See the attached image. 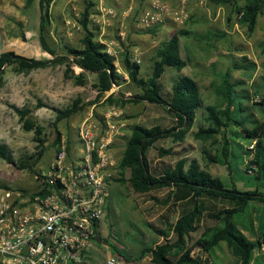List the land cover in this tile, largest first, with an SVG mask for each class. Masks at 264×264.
I'll return each mask as SVG.
<instances>
[{
  "label": "rangeland",
  "instance_id": "1",
  "mask_svg": "<svg viewBox=\"0 0 264 264\" xmlns=\"http://www.w3.org/2000/svg\"><path fill=\"white\" fill-rule=\"evenodd\" d=\"M128 1L142 8L150 0ZM39 2L40 0H0V54L15 52L27 58H52L43 50L40 43ZM237 4L243 5L244 2L238 0ZM194 7L196 9H191L192 15L184 26L169 24L167 31L159 27L155 34L134 28L135 21L128 20L126 40L118 47V59L114 62L121 82L119 86L114 85L112 91L104 97H99V92L94 87L97 82L96 75L84 73L86 84L79 85L75 79L66 77V65L37 70L29 74H20L11 67L7 68L0 79V145L7 146L14 163L0 159V194L5 188L29 190L33 188V173L23 168L22 165L35 155L40 145L36 141L35 132L25 129L26 119L22 120L17 110H29L31 112L29 118L32 122L45 129L48 140L45 146L53 144L58 132L61 133V138L73 140L78 127L84 120L92 119L104 125L106 116L110 115L111 122L115 125L114 133L118 136L116 142L118 161L122 157L126 139L130 136L133 126H161L166 129L176 126L164 108L141 101L138 103L123 102L125 98H135L139 94L138 90L132 86L129 74L125 71L124 61L130 52L134 62H136L135 58L141 59L140 63L136 62L141 66V75L143 77L150 75L152 58L156 49L160 43L170 39L180 30L191 32L190 35L181 37L182 56L188 64H191V68L188 67L183 73L192 75L200 85L204 105L221 106L222 102L216 95L214 85L220 83L222 76L230 71L231 80L237 85L238 91L233 114L249 129L254 128L256 124L264 123V79L256 80L253 76H248L245 70H236V64L241 60L237 57L241 49L249 52L252 40L255 46L262 41L264 18L260 17L261 20L259 18L260 22L256 25L254 32L257 33L255 34L250 33L246 26L240 24L235 11L236 3L215 5L214 2H210L205 7ZM84 8V0H54L51 7L52 24L48 29V41L58 54H62L61 42L77 49L82 48L84 30L80 21ZM74 9L80 12H78L80 17L75 16ZM120 21L121 18H117L112 26L105 29H102L100 23L92 21V26L97 29V40L99 41L100 37L108 40L118 39ZM77 25L80 29L75 27ZM72 70L75 75L83 72L76 66H73ZM179 75L175 69H167L162 81L165 88H171ZM112 94L115 95V103L107 101ZM76 102H79V112L60 122L56 128L58 111L74 109ZM218 109H224V107L221 106ZM205 118V110H199L195 123L185 139L176 141L170 137L160 140L155 148L150 149L149 160L153 167L157 168L173 165L180 158L196 160L213 177L220 178L227 186H231L233 181L230 179L231 174L235 178L239 173L242 175L241 171H246L243 163L252 159L253 156H237L232 162L233 173H230L226 166L211 161L221 155L224 139L223 135H214L213 138L207 140L195 138L200 128H208ZM233 129L239 130L240 128L233 127ZM238 141L245 143L242 146L246 150L254 145V143L250 144L243 140ZM158 148L173 150V154L160 158ZM55 153L56 147L48 149L34 167L36 173L48 168ZM115 171L111 183V208L109 214L106 212L104 219H107L102 222L98 231L102 240H106L107 244L100 245L94 242L95 249L91 253L98 264H105L107 255L113 252L114 248H119L120 253L123 254L127 252L135 254L139 247L145 245L146 233L151 231L149 225L159 224V219L156 217L162 211V206L156 200H162L167 193L164 190H157L147 195L137 194L128 182L124 184L118 180L121 178L128 180L131 171H120L118 165ZM248 173L246 175L249 178L253 176L252 173ZM236 184L239 189L246 190L240 181ZM257 207L259 205L251 206L248 213L241 218L249 219L250 212L252 214ZM214 226H216L215 222L206 219L201 228L193 234V244L190 243V245H196L205 230ZM194 252L195 256L207 254L199 246ZM231 257L227 245L223 243L217 247L215 255L207 260L215 264H232Z\"/></svg>",
  "mask_w": 264,
  "mask_h": 264
},
{
  "label": "trees",
  "instance_id": "2",
  "mask_svg": "<svg viewBox=\"0 0 264 264\" xmlns=\"http://www.w3.org/2000/svg\"><path fill=\"white\" fill-rule=\"evenodd\" d=\"M169 1V0H164ZM174 1V0H172ZM215 5L235 4L239 22L253 33L258 23V18L264 16V0H243V5H238V0H212ZM54 0H40V43L43 50L52 56L51 59L27 58L15 52L0 54V79L7 68H13L20 74H29L33 71L54 68L66 65L65 75L75 79L79 85L86 84L84 73L97 76L95 88L99 97H104L111 92L114 85H120L121 77L116 72L114 60L105 52V46L97 40V29L92 26V9L94 0H84L85 8L80 24L84 30L82 48L77 49L61 42L58 54L48 41V29L52 24L51 7ZM159 27L150 29L146 33L155 34ZM191 32L180 30L166 41L160 43L153 56L151 74L143 77L141 66L134 62L130 52L124 61L125 71L129 74L132 86L139 94L135 98H125L123 102H147L164 108L176 126L166 129L161 126L146 127L135 125L131 134L126 139L125 149L118 161L120 171L130 170L128 180L118 179L119 182H128L137 194L147 195L154 191H167L162 200H156L162 206L171 204L179 207V217L174 224L168 225L165 230L151 226L159 237H164V243L155 248H144L142 256H152V264H207L200 256L192 257V252L197 246L212 258L213 253L221 244H226L230 253L237 258L239 264H253L256 260L255 251L264 247L263 240L253 242L240 230L238 219L248 213L252 203L264 204V123L256 124L254 128H247L244 123L233 114V107L238 97L237 85L231 80V72L222 76L221 82L214 85L216 95L221 99V106H205L201 89L196 80L188 76H181L171 90L165 88L162 78L167 69L182 71L187 65L181 57V37L190 35ZM73 66L79 67L83 72L75 75ZM165 88V89H164ZM133 97V96H132ZM108 102L115 103V95L107 98ZM79 102L74 109L60 110L56 118L55 127L65 119L79 112ZM204 109L205 120L208 128H200L195 134L196 139L207 140L214 135H223V146L220 156L211 161L226 166L233 173L232 162L239 155L253 156L244 162L246 174L252 172L249 181L252 185L246 186L250 190L241 191L236 182L228 187L220 178L213 177L203 169L196 160L180 158L173 165H164L163 168L153 167L148 153L155 148L156 143L167 138L183 141L197 118V112ZM22 120L26 119L25 129L34 131L36 141L40 147L38 151L23 163L22 167L36 173L35 166L50 147H56L61 141V133L52 145L45 146L48 142L45 129L37 126L29 118V110H17ZM237 127L239 130H234ZM231 136H228L230 135ZM233 136V137H232ZM255 143L253 149H245L241 142ZM71 140L68 139L70 144ZM159 157L172 155L173 150L157 149ZM207 155V154H206ZM0 159L13 164L7 146L0 145ZM38 172V171H37ZM208 219L216 226L207 228L196 245L190 246V238ZM172 238L169 239L170 235ZM100 237V236H99ZM101 238V237H100ZM102 239V238H101ZM103 240L101 245H106ZM120 254V252H118ZM121 255V254H120ZM127 261L130 257L122 256ZM264 264V263H263Z\"/></svg>",
  "mask_w": 264,
  "mask_h": 264
},
{
  "label": "built area",
  "instance_id": "3",
  "mask_svg": "<svg viewBox=\"0 0 264 264\" xmlns=\"http://www.w3.org/2000/svg\"><path fill=\"white\" fill-rule=\"evenodd\" d=\"M210 2L150 0L138 8L128 0H94L92 21L105 29L121 18L118 39L99 40L116 62L117 49L127 37L128 20H134L142 31L169 24L184 26L192 15V3L205 7ZM78 12L74 9L75 16L80 17ZM75 27L80 29L79 25ZM135 61L140 63L139 58ZM111 118L107 115L104 125L84 120L70 144L62 138L48 168L33 174L32 190L5 188L1 192L0 264L97 262L91 254L93 243L100 236V223L106 216L118 165V136ZM105 264L130 263L120 255L108 254Z\"/></svg>",
  "mask_w": 264,
  "mask_h": 264
},
{
  "label": "crops",
  "instance_id": "4",
  "mask_svg": "<svg viewBox=\"0 0 264 264\" xmlns=\"http://www.w3.org/2000/svg\"><path fill=\"white\" fill-rule=\"evenodd\" d=\"M194 6H195L194 3H192L191 9H193V8L196 9ZM260 17L264 18V16H260ZM259 18H258V23L261 20V18H260V20H259ZM134 28L138 29L135 24H134ZM166 28H168V25L167 26H163V29H165V31H167ZM144 32H146V31H144ZM176 33H174V34H176ZM254 33L256 34L257 32L255 31ZM254 44H255V42L252 40V43L250 44L251 48H250L249 52L248 51L247 52L243 51L241 49L240 55H237V57H239L241 60L239 62H237L236 70L237 71L245 70V72H246V74H248V76H251V77L253 76V78L256 79V80H261V79H264V37L262 38V41L260 42V44H258V46H255ZM239 51H240V49H239ZM180 53H181V51H180ZM181 57H182L183 60H185L183 58V56H182V53H181ZM139 60H141V59H139ZM190 65L191 64H188L182 71L178 72L180 75L175 79L172 87L174 86L175 82L181 76H188V77H191V78H193L195 80V78L192 75H190V74H188L186 72L183 73V71H186L188 67L191 68ZM163 78H164V76H163ZM163 78H162L161 81H163ZM172 87L171 88L166 87V88L168 90H171ZM243 145H245V143ZM241 170H243V169H241ZM241 172L243 174L240 175V173H239V175H237V178H235L234 175L231 174L230 179H231V181L233 180L232 183L240 181L243 184L244 187L252 185L253 182L249 181V179H248L249 176L246 175V172H244V170L241 171ZM231 186H228V187H231ZM237 187H238V185H237ZM246 190H250V189L246 187ZM246 190H241V191H246ZM110 199H111V196H110ZM110 199H109V202H108L107 214H109V210L111 208V200ZM253 205H259V207H257L252 214L250 212V216L248 214L249 219L245 218V217L241 218L242 216H240V218L238 220V223L240 222L239 223V230L249 240H251L253 242H256V241H259V240H263L262 238L264 237V204L252 203L251 206H253ZM180 206H181L180 204H178L176 207H172L171 204H169L167 206H162V209H161L162 211L156 217L157 219H159V224L157 226L156 225L153 226L152 224L149 225L151 231L146 233L147 239L144 240V244L145 245L139 247V249H137L138 251L135 254H131V253L126 251L128 254L127 253L126 254L120 253L121 254L120 255L118 253V252H121L119 248H114L113 252H110V254L114 253L115 255H120L121 257L123 255H125L127 257H130L131 261H128L130 264H152V261H151L152 260V256H151V254H147L144 257L142 256L143 249L144 248H155L157 245H160V244L164 243L166 239L164 237H159L154 232V230L151 228V226H153L154 228L160 229V230H165L168 227V225L174 224L177 221L178 217H179V212H180L179 211V207ZM259 209H260V212H258ZM106 219H103V221L106 220ZM102 222L100 223V228H101ZM172 235L173 234L170 235L169 239L172 238ZM192 236H193V234H192ZM192 236L190 238V243L191 244H193ZM215 250H217V248ZM194 251L192 252V257H195V252ZM228 251H229V249H228ZM213 255H215V251H214ZM200 257L204 261V259L207 260V258H209V255L205 254V255H201ZM255 257H256V260L253 262V264H262V263H264V247L262 249L258 248L255 251ZM231 261H232V264H239L237 258H235L233 255L231 257ZM95 264H98V262H95Z\"/></svg>",
  "mask_w": 264,
  "mask_h": 264
},
{
  "label": "water",
  "instance_id": "5",
  "mask_svg": "<svg viewBox=\"0 0 264 264\" xmlns=\"http://www.w3.org/2000/svg\"><path fill=\"white\" fill-rule=\"evenodd\" d=\"M97 242H98L99 244H102L103 240H102L100 237H98V238H97Z\"/></svg>",
  "mask_w": 264,
  "mask_h": 264
}]
</instances>
